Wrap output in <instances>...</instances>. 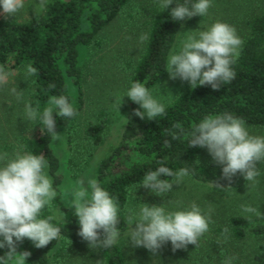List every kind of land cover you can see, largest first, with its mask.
<instances>
[{
    "label": "trees",
    "instance_id": "trees-1",
    "mask_svg": "<svg viewBox=\"0 0 264 264\" xmlns=\"http://www.w3.org/2000/svg\"><path fill=\"white\" fill-rule=\"evenodd\" d=\"M126 1L49 0L43 13L24 20L1 19L0 65L25 73L34 85L35 101L32 106L35 103L39 106L48 104L50 96L63 94L69 97L70 103L78 112L83 101L78 46L90 44L94 36L111 22ZM195 2L197 0H189L190 4ZM176 3H184V0H173L171 7ZM170 11L171 8L162 10L159 3L151 16L148 39L145 40L143 50L132 67L125 93L134 81L145 82L151 89L162 79L178 29L188 19L173 20ZM82 23L85 24L84 28L81 27ZM241 38L244 43L233 65L236 76L231 82L223 84L218 91L213 90L210 85L197 86L194 89L189 86L165 103L166 115L158 116L154 120L135 116L133 110L138 109L139 105L125 96L126 111L120 138L116 145L98 160L94 175V179L119 201L120 234L129 229L124 219V209L130 190L141 183L147 172L156 170L160 166L157 161L165 156L168 157L166 166L173 171L187 167L191 173L188 177L194 181L212 186V182H216L222 187L232 188L243 184L241 175L236 174L229 183L222 176L215 174L197 157L202 147H189L187 142L190 139L187 133L205 116L225 112L242 118L247 126L264 129V0L261 1L257 15L246 21V31ZM28 66L36 68L37 74L28 75ZM50 84H55V88H49ZM69 86L73 89V96L69 93ZM53 117L56 120L55 131L60 128L70 130L75 118L59 117L55 113ZM33 120L34 127L22 137L21 143L25 153L42 154L50 165L47 172L58 193L50 204L60 215L59 221L52 219L51 223L61 229V235L41 248H36L31 240L25 238L18 242L17 252L31 253L25 264H47L49 252L60 241H70L72 244L88 242L78 235L80 225L74 213L60 198L59 162L50 148L51 136L40 123L38 115ZM174 125H179L184 134L180 135V139L171 141L170 148H165L164 140H171L166 130L179 133V129L174 128ZM104 128L101 119L85 123L82 129L83 139L90 146L98 145L102 140ZM48 217H51L50 214L44 210L39 218ZM245 222V218L238 214L226 218L232 237L242 239L249 233L261 241L258 248L264 253V223L254 221L247 229ZM98 231L102 236V230ZM94 250L104 264H124V256L118 243L107 249ZM6 251L7 248L0 249V256ZM89 254L94 255V251ZM261 262L264 264V258Z\"/></svg>",
    "mask_w": 264,
    "mask_h": 264
},
{
    "label": "clouds",
    "instance_id": "clouds-1",
    "mask_svg": "<svg viewBox=\"0 0 264 264\" xmlns=\"http://www.w3.org/2000/svg\"><path fill=\"white\" fill-rule=\"evenodd\" d=\"M212 3L213 0H197L190 4L189 0H184V3H176L171 7L173 0H161L160 8H171V18L183 21L193 16L207 15ZM24 6V0H0V15L6 19L8 16H14ZM188 32L180 50H174L168 55L165 71L170 79L187 81L193 89L210 85L213 90L218 91L223 84L235 78L233 65L240 55L244 41L238 36L234 26L220 21L213 23L206 31ZM140 39L145 41L148 36L142 35ZM26 71L28 75L37 74V69L32 66H28ZM9 75L5 67L0 65V88L9 83ZM49 88H55V84H50ZM10 91L18 100L23 96V90H18L16 84ZM124 96L139 105L138 109L133 110V114L140 119L146 116L148 120H154L158 116L166 115V105L154 96L153 90L148 88L145 82L134 81L125 94L118 95L115 105L118 112ZM53 113L59 117L74 118L78 112L67 95L49 97L47 107L39 115V121L51 139L58 140L62 135L55 131L56 120ZM37 115V109L30 103L27 104L26 117L32 120L36 119ZM174 128L179 129V133L166 130L171 140H164L165 148H170L171 141L180 139V135L184 134L179 125H174ZM187 135L190 137L187 141L189 147L206 148L213 161L223 166V179L230 183L232 177L239 172L250 185L255 186L258 183L257 177L261 172L257 165L264 162V136L250 134L242 118L230 112L205 116ZM167 160V156L158 160L160 166L147 172L138 186L162 196L171 190L173 184H181L184 178L191 174L187 167L173 171L166 166ZM0 163V249L7 248L4 255L0 256V264H11L13 259L15 264H25L31 253H18V242L27 238L36 248H41L61 235V229L51 223L52 217L39 218L45 206L50 204L58 193L47 172L50 165L42 154H21L17 151L9 158V154L4 152L0 154ZM212 183L217 188L234 191L230 186L224 188L219 183ZM88 184L91 192L84 186V181L80 180L77 181L78 187L71 191L63 190L64 195L78 219V235L88 242L90 249H107L116 245L120 238L119 201L111 196L98 180L91 179ZM132 198L135 199L134 193ZM139 205L138 215L130 213L127 216L128 242L130 241L133 247L143 246L154 255L167 242H171L173 251L184 249L188 244L197 247L199 239L213 222L212 209L204 212L196 203H192L189 209L176 211L167 210L163 204ZM241 208L244 213L264 218L259 207L244 204ZM98 230H102V236ZM224 232L227 233L228 229L225 228ZM234 259L235 257L226 258L225 264H232Z\"/></svg>",
    "mask_w": 264,
    "mask_h": 264
},
{
    "label": "rangeland",
    "instance_id": "rangeland-1",
    "mask_svg": "<svg viewBox=\"0 0 264 264\" xmlns=\"http://www.w3.org/2000/svg\"><path fill=\"white\" fill-rule=\"evenodd\" d=\"M160 1L127 0L111 22L94 36L90 44L78 46L83 101L71 129H57L56 133L62 135L61 139L51 140L50 144L59 162L60 198L73 213L74 210L68 205L63 190L71 191L78 187L77 181L83 180L84 186L90 192L88 181L94 179L98 160L118 142L124 126L126 101L124 96L118 112L115 107L117 97L125 94L132 67L144 47L145 41H141L140 37L147 35L150 18ZM261 1L213 0L207 15L188 18L180 26L169 54L174 50H180L189 30L206 31L217 21L234 26L241 38L246 31V21L257 15ZM48 2L49 0H24V8L6 19L24 20L43 13ZM1 19H5L3 15H0ZM81 27L84 28L85 24L82 23ZM5 69L10 75L9 83L0 88V154L7 152L9 158H12L17 151L25 153L21 143L22 137L35 125L33 119L26 117V105L35 101L34 85L23 71ZM15 84L18 90H23V96L19 100L10 91ZM189 86L187 81L179 78L170 79L165 71L160 82L151 89L154 96L165 104ZM68 90L73 96L71 86ZM32 107L37 109L39 116L47 104L39 106L35 103ZM97 119L104 123L103 137L98 145L90 146L83 139L82 129L85 123ZM247 127L250 134L264 136L263 128ZM197 157L215 174L222 176L223 166L213 161L206 148L202 147ZM257 167L261 172L257 177L258 183L252 186L244 180L240 187L233 188L234 191L203 184L188 176L181 184H173L171 190L162 196L155 195L143 186L137 185V188L131 189L124 209L126 223L130 213L138 215L139 203H147L150 206L163 204L169 211L186 210L192 203H196L204 212L212 209L213 222L199 239L197 247L188 244L184 249L173 251L171 242H167L155 255L143 246L133 247L130 241L128 242V229L120 234L118 241L124 256V264H225L226 258L229 257H235L232 264H262L264 253L258 248L261 242L258 238L247 233L242 239H235L229 230L227 233L224 232L225 228L228 229L226 218L229 215L243 216L247 229L254 221L264 223V218L244 213L241 208L244 204L259 207L261 215H264V162L259 163ZM237 175L241 174L237 172ZM133 193L135 199L132 198ZM44 210L48 211L52 219L60 220V215L52 204L46 205L42 211ZM76 221L78 222L77 217ZM90 251H94V255H90ZM11 264H15V259ZM47 264H104V262L94 249L88 247V243L72 244L60 241L49 252Z\"/></svg>",
    "mask_w": 264,
    "mask_h": 264
}]
</instances>
